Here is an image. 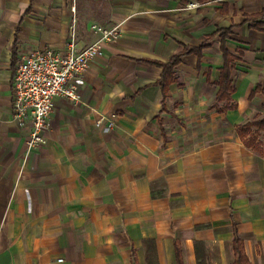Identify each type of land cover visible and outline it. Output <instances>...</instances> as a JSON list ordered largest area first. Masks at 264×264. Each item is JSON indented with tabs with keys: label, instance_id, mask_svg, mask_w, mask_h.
I'll return each mask as SVG.
<instances>
[{
	"label": "crops",
	"instance_id": "crops-1",
	"mask_svg": "<svg viewBox=\"0 0 264 264\" xmlns=\"http://www.w3.org/2000/svg\"><path fill=\"white\" fill-rule=\"evenodd\" d=\"M93 24L120 35L29 149L20 57L82 49ZM263 113L264 0H0V264H233L236 237L264 264V153L239 133Z\"/></svg>",
	"mask_w": 264,
	"mask_h": 264
},
{
	"label": "built area",
	"instance_id": "built-area-1",
	"mask_svg": "<svg viewBox=\"0 0 264 264\" xmlns=\"http://www.w3.org/2000/svg\"><path fill=\"white\" fill-rule=\"evenodd\" d=\"M189 3L186 8L196 7ZM92 30L100 35L98 40L80 49L75 33L66 48H47L23 54L16 66L12 82L13 118L23 124L30 118L29 149H36L46 143L44 131L54 107L56 97L63 96L73 101L81 99L79 82L90 61L102 53L105 42L120 35L118 25L104 27L93 24ZM103 119L98 121L102 125ZM108 119V125L114 126Z\"/></svg>",
	"mask_w": 264,
	"mask_h": 264
},
{
	"label": "trees",
	"instance_id": "trees-1",
	"mask_svg": "<svg viewBox=\"0 0 264 264\" xmlns=\"http://www.w3.org/2000/svg\"><path fill=\"white\" fill-rule=\"evenodd\" d=\"M188 52L187 50H184L182 53L174 55L170 61L167 63H161L163 66V75L162 78L159 80L160 84L166 89L167 85L171 80L168 79V76L172 74L173 67L178 64L181 57ZM224 54L226 55V64L224 65L222 69V73L220 76L219 84H220V91H219V98L228 97L230 100V94L234 90L233 81L231 78V73L229 70L228 61L231 60L228 52L226 49H224ZM240 135L244 139V142L250 146L256 149L257 151L264 153V141L257 138V135L261 132H264V113L259 115L256 119H254L251 122H248L244 124L242 127H240ZM242 241L239 239V237H236L235 239V261L233 264H250V261L247 257V255L244 253L243 247H242ZM179 264H181V261H179Z\"/></svg>",
	"mask_w": 264,
	"mask_h": 264
}]
</instances>
